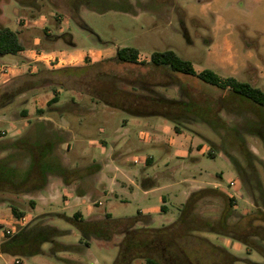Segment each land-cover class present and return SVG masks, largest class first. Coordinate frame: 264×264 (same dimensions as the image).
<instances>
[{
	"label": "rangeland",
	"instance_id": "obj_1",
	"mask_svg": "<svg viewBox=\"0 0 264 264\" xmlns=\"http://www.w3.org/2000/svg\"><path fill=\"white\" fill-rule=\"evenodd\" d=\"M126 1L124 4L136 5L133 7L136 14L118 10L99 12L81 6L79 17L88 30L72 18L65 0H37V6L29 8L21 7L16 0H0V22L7 24L12 30H19L26 49L37 51L40 48L38 51L61 57L59 64L46 67L41 62L31 60L28 51L25 56H3L0 64L13 66V69L11 67L9 71L0 73V140L16 139L27 131L32 122L39 118L46 119L53 127L69 131L68 137L59 146L68 166L79 169L97 163L101 175L97 184L100 193L94 203L86 198L78 202L73 194L68 195L65 200L60 186L56 188V197L45 195L46 199L38 200L34 209L28 202V195H5L6 198L14 199L28 216L18 224L8 204L2 203L0 241L7 230L11 234L18 226L32 224L36 220L47 223V214L40 213L57 211L71 215L79 209L88 217L87 202L92 203V215L106 212L114 218H122L138 213L151 214L153 221L150 226L160 227L178 217L179 208L186 200L189 190L215 184H219L217 187L234 199L235 217L231 221L236 220L237 215L258 208L259 202L249 189L251 184H243L231 159L216 149L221 145V137L209 126L201 122L186 123L182 126L183 133L176 135L173 123L163 117L133 116L124 110L105 105L92 95L91 87L97 82L98 75H104L107 68L112 75L119 77H143L154 81L160 79L161 75L153 66L128 64L108 67L92 62V54H87L88 59L78 62L68 51H100L103 57L100 60H103L114 56L118 47L130 46L137 48L141 54L139 60L145 61L153 51L170 49L189 60L197 71L210 68L220 76H229V70L218 69L215 66L217 59L210 57L212 52L222 53L229 49L237 54L235 62L242 60L240 55H245L244 60H248L252 66L250 70L256 71L260 77L255 86L262 88L264 68L261 67L263 62L258 54L264 57V0ZM35 38L39 39L38 43L34 42ZM209 39H212L210 43L207 41ZM250 70L240 69L232 76L249 81ZM178 77L180 86L202 101L216 102L225 93L195 78L185 75ZM155 90L169 98L182 97L179 86H160ZM53 95L59 98L55 107L74 103L79 106L78 111H50L46 102ZM38 108H47V111L39 117L36 113ZM23 109L27 111L26 117L21 113ZM219 114L227 124L238 127L241 133L244 132L243 127L247 121L254 118L249 111L233 114L221 110ZM242 135L245 145L258 159L254 163L255 169L264 187V163L260 162L264 161V142L254 135ZM169 144L174 147L167 148ZM190 144L193 145V150L188 149ZM225 147L240 166H245L237 149ZM189 150H192L191 153ZM147 157L152 158L153 164H144ZM247 175L251 178V171L247 170ZM144 176L155 181L154 189L148 194L138 184ZM232 181L233 185L230 184ZM161 197L165 198L167 212L160 209L163 204ZM222 207L221 198L209 196L200 200L197 211L203 217L216 219ZM48 221L60 229L73 230L57 240L78 244L80 235L69 223L58 218ZM199 235L225 247L239 258L264 263L261 254L249 250L243 244L239 243L235 248L224 245L227 237L211 232ZM50 245L43 243L42 249L48 250ZM87 249L88 252L83 250L84 253L80 252V255L63 251L58 255L76 256L81 264H113L118 252L117 246L103 248L95 241H91ZM16 259L3 256L0 264H11ZM20 261L21 264H67L42 255L21 257ZM141 263L140 260L134 262Z\"/></svg>",
	"mask_w": 264,
	"mask_h": 264
},
{
	"label": "trees",
	"instance_id": "obj_2",
	"mask_svg": "<svg viewBox=\"0 0 264 264\" xmlns=\"http://www.w3.org/2000/svg\"><path fill=\"white\" fill-rule=\"evenodd\" d=\"M16 1L20 6H37V0ZM65 1L70 7L72 18L88 30L79 17L81 6L99 12L118 10L136 14L133 8L136 5L124 4L126 0ZM46 32L44 34L47 36ZM68 37L70 43V36ZM24 47L19 32L0 22V58L7 54L16 55ZM92 62L108 67L128 64L153 66L161 75L160 79L154 81L143 77H119L112 75L107 68L104 75H98L97 82L91 87L92 95L105 105L124 110L133 116L163 117L173 123V129L177 133H182V126L186 123L206 124L221 137V145L213 147L231 159L243 184H251L249 189L255 194L259 206L249 213L237 215V219L231 221V218L235 217L233 197L220 187L206 186L190 191L179 208L178 217L160 227H151L150 215L141 213L122 218H114L105 213L100 219L85 218L79 210L71 215L57 213L56 216L78 231V244L57 240L70 234L69 229H60L48 222L36 220L32 224L18 226L11 234L5 233L0 241V254L17 258L13 264H21V257H54L61 251L80 253L89 246L90 240L95 239L118 247L113 264H134L136 260L142 261L141 264H260L235 256L225 247L210 242L199 233L211 232L227 237L264 257V187L255 169L254 163L258 159L247 148L242 135H254L264 142V89L255 86L252 81H242L234 76L221 77L210 68L197 72L189 60L170 49L153 51L148 61H141L137 48L118 47L114 56ZM178 75L195 78L225 93L216 102L202 101L180 86ZM160 86H179L182 97L169 98L155 90ZM58 100V96L53 95L46 102L47 108L60 112L78 111L79 106L74 103L55 107L54 104ZM68 106L70 107L67 108ZM47 108L36 109L37 115L41 117ZM221 110L233 114L249 111L254 118L247 121L243 127L244 132L241 133L238 127L226 123L219 114ZM21 113L24 117L27 116L25 109ZM68 135L67 130L55 128L46 119L39 118L31 123L22 136L0 140V205L7 203L14 218L19 219L26 212L14 199L6 198L5 195H28V202L34 208L37 198L47 191L54 177L59 178L65 187L73 185L76 194L82 195L90 190L91 177L98 171L99 164L93 163L79 169L70 168L59 149ZM225 146L237 149L245 161V166H240ZM90 169L93 171H88ZM247 170L251 171L253 177L247 175ZM209 196L223 200V207L216 219L203 217L197 211L200 200ZM43 243L51 244L48 250L42 249Z\"/></svg>",
	"mask_w": 264,
	"mask_h": 264
},
{
	"label": "crops",
	"instance_id": "obj_3",
	"mask_svg": "<svg viewBox=\"0 0 264 264\" xmlns=\"http://www.w3.org/2000/svg\"><path fill=\"white\" fill-rule=\"evenodd\" d=\"M21 7H23V8H29V7H26V6H21ZM217 20H219V18H217ZM6 26H7V24H5ZM18 32H19V30H17ZM47 33V32H46ZM52 36V35H51ZM45 39L47 40V37H45ZM208 41V43H210L211 41H212V39H209V40H207ZM34 42L35 43H38L39 42V39L38 38H35V40H34ZM34 43V44H35ZM71 43V42H70ZM73 46V45H72ZM27 51L30 53V57H32V52H33V50H29V49H26L25 47H24V49L23 50H21L18 54H16V55H20V56H25V54H27ZM62 51H64V50H62ZM69 52V54H72V55H74L75 56V58L78 60V62H80L81 60H84V59H88L89 57H86V55L88 54V55H90V54H92L91 55V57L90 58H92L91 60L92 61H98V60H100L101 58H103V57H101V55H102V53L100 52V51H98V52H85V51H80V50H72V51H68ZM141 54L139 53V56H140ZM244 54H242V55H240V57H242V60L240 59V61L239 62H235V60H234V58H236L237 57V54H235L232 50H229V49H225L222 53H214V52H212L211 54H210V57H215L216 59H217V64L215 65V66H217L218 67V69H223V70H225V69H228L229 70V73L231 74V75H229V76H232V75H236L237 73H238V71L241 69V70H250V68L252 67L251 66V64L249 63V61L248 60H244ZM101 57V58H100ZM112 57V56H111ZM108 58V57H107ZM258 58L259 59H262V62H263V65H261V67L262 68H264V57L261 55V54H258ZM148 59L149 58H145V61H148ZM2 60H3V57L2 58H0V62H2ZM42 63V62H41ZM44 64V63H43ZM46 67L48 66V65H46V64H44ZM197 71V70H196ZM214 71V70H213ZM197 72H199V71H197ZM250 72H251V76H250V78H249V81H252L254 84L255 83H257V81H258V79L260 78L258 75H257V73H256V71H254V70H250ZM219 75V74H218ZM220 76V75H219ZM261 76H263V74L261 73ZM221 77H226V76H221ZM264 77V76H263ZM262 88H264V87H262ZM68 131V130H67ZM69 132V131H68ZM175 132V131H174ZM176 133V135L177 134H179V135H181L182 133H177V132H175ZM174 140V139H173ZM172 140V141H173ZM179 145H182V144H179ZM174 146L172 145V144H169L168 146H167V148H173ZM192 147H193V145L192 144H190L189 146H188V149L189 148H191L192 149ZM193 150V149H192ZM192 150H189V152L191 153V151ZM144 164L145 165H151V164H153V160H152V158H145L144 159ZM100 177H101V175H100V170H98L97 172H95L93 175H92V177H91V188H90V190H87L86 192H84V194H82V195H80V194H76L75 193V191H74V188L71 186V187H65L63 184H62V182H61V180L59 179V178H56V177H54V178H52L51 179V181H50V186H49V188L47 189V191H45V192H43L39 197L40 198H37V200H36V205H35V207L37 206V202H38V200H45L46 198H45V195L47 196V195H49L50 196V198H53V197H56V188H57V186H60L62 189H63V194H62V197L64 196V198H65V200H67V198H68V195L70 196L71 194H73L74 196H76V198H77V201L78 200H82L83 201V199H90L91 200V202H96V200H97V196L99 195V191H98V188H97V184L99 183V181H100ZM124 184V183H123ZM139 185H140V187L142 188V190H143V192L145 193V194H148V193H150V192H152V190L154 189V184H155V181L152 179V178H149V177H146V176H144V178L142 177L141 178V180H140V182L138 183ZM151 184H153V186H150ZM219 184H215L214 186H212V187H217ZM67 188V189H66ZM197 188H200V187H195V188H192L191 190H189V192H188V194L190 193V191H192V190H194V189H197ZM73 192V193H72ZM188 196V195H187ZM187 198V197H186ZM160 200L161 201H163V204L160 206V209L162 210V211H164V212H167L168 211V206L165 204V198L164 197H161L160 198ZM82 201H78V202H82ZM77 202V203H78ZM90 204H92V203H88L87 202V206H86V211L89 213L88 215V217H85V215L83 214V212L81 211V210H79L82 214H83V216L85 217V218H90V219H100V218H102L103 217V215L106 213H104V214H101V215H97V216H95V215H92V213H93V207L90 205ZM98 204H100V201L98 200ZM34 207V208H35ZM33 208V209H34ZM57 213H60V212H57V211H48V212H44V213H40V214H47V222L49 223V221L48 220H53L54 218H58V219H61V218H59L58 216H56V214ZM147 215H150V217L152 218V221H153V217L151 216V214H147ZM27 216H28V214L26 213L23 217H21V218H19V219H16L15 221L18 223V224H20V223H22V222H24V220L27 218ZM70 230V233H72V229H69ZM225 244L224 245H232V246H234V248L235 247H238V245L237 244H239L238 242L237 243H231V241H230V239H228V238H225ZM91 241H95L96 243H97V245L98 246H100V247H103V248H106V247H111L112 245H109L108 243H105V242H103V243H101V242H99V241H97V240H95V239H92V240H90V242ZM72 244H77V243H72ZM84 251L85 252H88V249L87 248H85L84 249ZM63 252H66V253H68V254H71V255H80V253L78 254V253H76V252H67V251H63ZM81 253H84V252H82L81 251ZM59 254V252L56 254V256H46V255H42V256H46V257H48V258H55V259H58V260H62L63 262H65V263H67V264H81V261H77V257L75 256V257H73V256H70V255H66V256H60V255H58ZM3 256L4 255H2V254H0V259H2L3 258ZM17 260H15V262H16ZM14 263V262H13ZM13 263H11V264H13Z\"/></svg>",
	"mask_w": 264,
	"mask_h": 264
},
{
	"label": "built area",
	"instance_id": "obj_4",
	"mask_svg": "<svg viewBox=\"0 0 264 264\" xmlns=\"http://www.w3.org/2000/svg\"><path fill=\"white\" fill-rule=\"evenodd\" d=\"M31 60L42 62L48 66H54L56 64H59L61 62V57L59 55H52V53L49 52H43V51H36L33 50L32 57H30ZM56 60V63L54 61ZM13 69V66H11ZM11 67L4 66L3 64H0V73L7 72L11 69ZM231 185H233V181L230 182ZM9 233V230H7Z\"/></svg>",
	"mask_w": 264,
	"mask_h": 264
}]
</instances>
